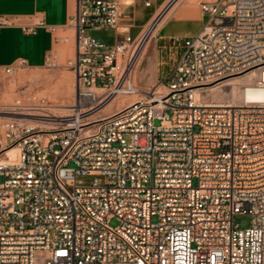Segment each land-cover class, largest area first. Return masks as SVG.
<instances>
[{
    "label": "built area",
    "instance_id": "built-area-1",
    "mask_svg": "<svg viewBox=\"0 0 264 264\" xmlns=\"http://www.w3.org/2000/svg\"><path fill=\"white\" fill-rule=\"evenodd\" d=\"M125 1L76 0V54L44 64L73 71L68 104L0 95V264H264V0L204 1L202 29L167 39L160 91L135 80L158 16L135 37ZM233 82L238 102L203 98Z\"/></svg>",
    "mask_w": 264,
    "mask_h": 264
},
{
    "label": "crops",
    "instance_id": "crops-1",
    "mask_svg": "<svg viewBox=\"0 0 264 264\" xmlns=\"http://www.w3.org/2000/svg\"><path fill=\"white\" fill-rule=\"evenodd\" d=\"M147 1L150 2L149 6L145 5ZM169 1L126 0L121 8L122 24L131 35L138 37ZM75 10L76 0H0V14L16 16L23 24L33 23L42 18L48 25L54 27L53 31L39 28L34 34L25 33L20 27H5L0 30L1 97L7 88L5 69L9 65L24 60L26 67L23 69L34 71L44 67L48 55H53L59 65H64L68 59L75 56V31L70 25ZM205 19L206 16L201 9L194 5L183 4L176 5L162 20L153 35V37L157 35L153 50L158 81L163 80L171 66L166 60L167 39L173 36L187 37L197 34L202 29ZM59 37H68V39L61 40ZM62 69L67 70L63 67L49 69L52 71L51 78L44 81L45 88L42 92L53 98L55 102L69 101V96L73 97L74 94V82L69 85L70 90L68 84L64 82V74L69 81L71 70L58 76V70ZM33 80H38V76H34Z\"/></svg>",
    "mask_w": 264,
    "mask_h": 264
},
{
    "label": "rangeland",
    "instance_id": "rangeland-1",
    "mask_svg": "<svg viewBox=\"0 0 264 264\" xmlns=\"http://www.w3.org/2000/svg\"><path fill=\"white\" fill-rule=\"evenodd\" d=\"M202 1L213 2L216 0H179L177 5L188 4V5H194L198 7L199 9H201L200 3ZM164 9L162 11H164ZM201 11L204 13L202 9ZM156 36H154L151 42H149L146 54L142 56L141 62L139 63L138 68L135 73V80L137 81V83L142 89L160 88L161 81L157 80V66H156V60H155L154 50H153ZM166 60H168L169 63H171V59L168 58V55L166 56ZM23 68L18 69V71L16 72L15 77H14L15 82H10L8 81V79H6L7 88L4 90V93L1 99L3 101H12L13 99L17 98L21 94V92H25V88H27L28 92H31L38 96H45L48 99L53 100V98L49 97L48 95L42 92L43 89L45 88L44 81L49 77L51 78L50 73H52V71H50L46 67H41L34 71L30 69H23ZM63 73H69V70H64V69L58 70V76ZM69 74H71V78H69V81H68L66 74H64V82L68 84V90H70L69 85H72L74 82L73 72L70 71ZM34 76H38V80L36 81L33 80ZM68 90H67V93H68ZM211 96H212L211 92H209L206 95L205 101L208 103L212 102ZM71 100H72V96L71 97L69 96V101ZM223 101H224L223 102L224 104L232 103L231 99H224ZM114 103L115 101H113L112 103L113 105L108 107L106 111L110 110L114 106ZM159 124H160V121L156 119L155 125H159ZM1 181H2V176H0V182ZM250 221H251V217L249 215H237L234 217V222L238 223L241 227L249 226ZM110 224L113 226L117 225L118 224L117 219H112L110 221Z\"/></svg>",
    "mask_w": 264,
    "mask_h": 264
},
{
    "label": "bare ground",
    "instance_id": "bare-ground-1",
    "mask_svg": "<svg viewBox=\"0 0 264 264\" xmlns=\"http://www.w3.org/2000/svg\"><path fill=\"white\" fill-rule=\"evenodd\" d=\"M179 0H171L165 7L164 11H162L161 13H159L157 19L155 20V22H153V24L151 25V27L148 28L147 30V34L150 32H153V34L156 32V29L158 28V26L161 24L162 20L169 14V12L175 7V5H177ZM173 3V4H172ZM204 3V1H202L200 3V7L202 8V4ZM149 45V40L145 43V46L143 47L142 53H141V57L144 56L146 54L147 48ZM252 77V75L248 76L246 80H249ZM241 81H243V79H241ZM162 89V87L157 88L158 91H160ZM74 92H75V76H74ZM74 95V94H73ZM211 97H212V102H207L209 105L211 106H224L227 104H224L223 100L224 99H231L232 102H238L239 98H240V93L239 90L235 84V82L230 83L225 85L224 87L215 89L213 91H211ZM71 97V96H70ZM203 98H206V95H203ZM119 97H115L105 108V110L110 107L111 105H113V101H118ZM120 101H123V99H120ZM216 101V102H215ZM70 101H64V102H59L63 105L68 104Z\"/></svg>",
    "mask_w": 264,
    "mask_h": 264
}]
</instances>
